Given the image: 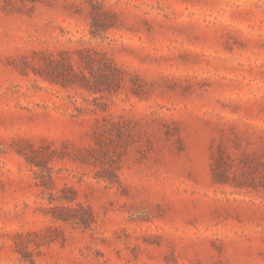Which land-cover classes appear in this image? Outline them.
I'll return each mask as SVG.
<instances>
[{
  "label": "rangeland",
  "instance_id": "374dc122",
  "mask_svg": "<svg viewBox=\"0 0 264 264\" xmlns=\"http://www.w3.org/2000/svg\"><path fill=\"white\" fill-rule=\"evenodd\" d=\"M27 240L264 264V0H0V264Z\"/></svg>",
  "mask_w": 264,
  "mask_h": 264
},
{
  "label": "trees",
  "instance_id": "16d2710c",
  "mask_svg": "<svg viewBox=\"0 0 264 264\" xmlns=\"http://www.w3.org/2000/svg\"><path fill=\"white\" fill-rule=\"evenodd\" d=\"M66 214L64 212L59 213V214H55L54 217L57 218L58 220H63V221H67L69 218L68 216H65ZM31 242L29 240L27 241H23V244H21V251L24 255V259H30L31 264H35L33 260H31L30 255L31 253L28 252V248L30 246ZM37 246H39V244H36Z\"/></svg>",
  "mask_w": 264,
  "mask_h": 264
}]
</instances>
